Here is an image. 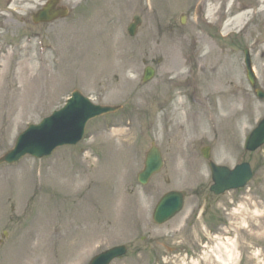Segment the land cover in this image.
I'll use <instances>...</instances> for the list:
<instances>
[{
	"label": "rangeland",
	"instance_id": "374dc122",
	"mask_svg": "<svg viewBox=\"0 0 264 264\" xmlns=\"http://www.w3.org/2000/svg\"><path fill=\"white\" fill-rule=\"evenodd\" d=\"M4 1L0 157L29 124L62 107L75 88L97 104L118 103L122 110L90 121L86 139L77 146L60 148L42 160L26 157L19 164L0 166V239L8 232L0 245V264H89L96 254L123 244L128 254L112 264H264V146L255 152L244 148L247 135L264 118V100L252 95L241 63L242 50L255 51L258 83L264 89V0H102L100 9L109 13L102 19L116 27L131 22L143 2L150 21H175L177 28H165L160 39H148V51L159 56L162 66L148 86L141 80L139 44L145 45L146 39L140 30L130 38L119 27L115 38L108 40L105 33V40L102 34L112 26L102 24L98 12L85 16L87 0H63L70 16L43 25H34L32 15L47 0H14L9 8ZM245 5L252 8L242 14ZM182 16H187L184 25ZM90 18L105 30L99 29L93 44L82 42L80 32L81 21ZM87 26L92 29L94 22ZM33 31L47 46L58 45L60 52L48 48L41 63L36 41L28 42ZM54 56L60 57L58 65ZM106 57L111 63L105 68L115 63L118 69L98 75ZM180 60L187 61V68L171 80ZM204 64L212 91L230 90L219 100L231 104L222 105L213 94L207 118L200 119V110L191 106V113L186 99L178 96V79L194 87L190 75L195 72L189 70ZM163 75L167 89L176 87L169 91L175 100L165 105L155 95ZM153 142L164 151L166 166L141 185L137 176ZM206 145L217 164L250 162L254 180L238 191L211 194V172L200 152ZM174 189L189 191L183 211L163 225L155 224L159 199Z\"/></svg>",
	"mask_w": 264,
	"mask_h": 264
},
{
	"label": "water",
	"instance_id": "95a60500",
	"mask_svg": "<svg viewBox=\"0 0 264 264\" xmlns=\"http://www.w3.org/2000/svg\"><path fill=\"white\" fill-rule=\"evenodd\" d=\"M56 1L51 0L36 15V20L51 21L59 16H66L68 13L66 9L55 11L54 4ZM135 27L133 26V31H135ZM152 75V71L148 72L147 79H150ZM257 92L260 97H264L263 90L258 89ZM117 109L115 107L93 105L87 99H83L79 92L75 93V97L63 110L55 112L39 125H31L27 131L21 134L15 148L5 154L0 159V163L15 162L27 154L42 158L51 155L60 146L77 144L83 138L85 127L91 118ZM263 144L264 119L248 137L246 149L255 151ZM203 153L205 157H210L208 150ZM163 166V155L160 149L153 145L147 153L145 169L139 174V180L144 184L147 183L154 174L161 171ZM210 167L215 182L211 189L216 194L230 189L245 187L253 178L249 163L240 164L233 170L225 166L216 165L213 162L210 163ZM184 199L185 192L167 194L156 208L154 220L157 223H163L172 218L182 209ZM126 252V246L112 248L95 257L91 264H110L112 260L126 254Z\"/></svg>",
	"mask_w": 264,
	"mask_h": 264
},
{
	"label": "flooded vegetation",
	"instance_id": "af4514ba",
	"mask_svg": "<svg viewBox=\"0 0 264 264\" xmlns=\"http://www.w3.org/2000/svg\"><path fill=\"white\" fill-rule=\"evenodd\" d=\"M141 8L144 9V7L142 5H141ZM140 13H141L142 22H143L142 25H141L143 27L142 30H141V37H142V39H146L147 37H149V29L152 26V22L146 20L145 15L144 14L142 15V12H140ZM143 20H146V21H143ZM174 23H175L174 21L167 20V24H163V22H162L161 25H157L156 28L157 29L160 28L161 30H163V27L164 28L171 27V26H173ZM141 55H142L141 58L143 59V61L145 63H147V61H148V54L146 52V49H143L141 51ZM151 60H152V63H153V62H156L157 61V58L151 59ZM198 69L199 70L202 69V70L206 71L208 69V67L206 65L192 66L191 69H190V71L193 72V71L198 70ZM239 90H238V92H239ZM235 93L237 94V90L235 91ZM236 98H237V96H236ZM2 243H3V240L0 239V245H2Z\"/></svg>",
	"mask_w": 264,
	"mask_h": 264
},
{
	"label": "bare ground",
	"instance_id": "6f19581e",
	"mask_svg": "<svg viewBox=\"0 0 264 264\" xmlns=\"http://www.w3.org/2000/svg\"><path fill=\"white\" fill-rule=\"evenodd\" d=\"M243 14V13H242ZM245 14V13H244ZM238 20V19H237ZM214 85V84H213ZM215 87H216V85H215ZM220 90V88H218V87H216V90H215V92L217 93L218 91ZM225 106H226V103H225ZM228 252H230V253H232L231 251H227V253ZM221 258V257H220ZM223 261H231V260H228V258H221Z\"/></svg>",
	"mask_w": 264,
	"mask_h": 264
}]
</instances>
